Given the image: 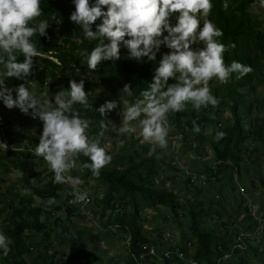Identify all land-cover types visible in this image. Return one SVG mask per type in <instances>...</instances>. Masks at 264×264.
Returning <instances> with one entry per match:
<instances>
[{
	"label": "trees",
	"instance_id": "trees-1",
	"mask_svg": "<svg viewBox=\"0 0 264 264\" xmlns=\"http://www.w3.org/2000/svg\"><path fill=\"white\" fill-rule=\"evenodd\" d=\"M257 2L259 0H229L228 10L224 11L221 7L222 0H212L213 11L209 18L223 30L224 35L219 39L229 46L224 54L225 63L230 64L236 60L253 68L242 79L233 77L229 83L220 84L212 92L215 97L222 99L221 104L230 111V122L223 121L219 111L211 114L212 106L197 111L188 105L185 111L169 114L168 117V124L175 129L180 141H184L186 151H195L198 156L201 155L200 149L206 147L211 151L214 161H220L214 169L209 166L198 173L189 169L187 171L194 173L192 176L204 175L206 184L235 175V187L238 191H246L243 187L238 189L242 180L243 163L253 161L258 164L257 154L260 153V148H264V115L261 118L253 116V111L257 109V84H264V20L253 10ZM41 7L44 15L38 20H47L50 27L47 29V37H40L38 34L32 37L43 55L34 58L33 75L28 77L27 86L36 83L40 87L39 92L44 90L47 99L51 100L61 86H69L70 79H76L77 82L84 80V90L89 93V103L94 108L105 101L119 102L122 98L131 102L140 91L148 87L158 61L137 63L130 60L127 50L122 48L119 61H104L91 72L87 68V58L80 56L79 52L84 49L90 52L95 42L84 40L79 26L70 22L69 16L75 10L72 0H41ZM202 23L203 20L201 26ZM232 44L235 45L234 48L231 47ZM163 51L167 49L162 48ZM17 58L23 61V56L19 53ZM159 58L158 54L157 60ZM74 65L80 68L79 72ZM95 82L105 89L106 96L97 94L98 85ZM21 83L25 81L14 77L6 81L9 88H15ZM126 83L132 86L133 97H125L121 92ZM210 83L214 84V81ZM222 92L224 95L221 98ZM13 96L15 98V92ZM121 107L117 109L121 111ZM12 110L36 130L26 133L23 128H17L13 134L21 145L11 146L9 132L6 130L9 125L5 116L7 107L0 101V135H5L4 142L8 145L7 149L0 145V232L12 241L7 257L0 250V264L103 263L102 256L98 255L100 236L93 231L92 226L76 222L86 218L97 219L107 238L125 240L127 252L123 264H137L136 258L143 247L156 243L154 234L146 231L145 226L148 224L150 211L162 215L160 207L165 208L176 223L181 218L189 221L191 256L197 264H219L225 255L239 253V250H230L234 239L227 237L229 230L226 224L220 230L207 225L221 215L212 200L207 203L202 196H196L192 200L182 199L168 188V184L175 183L180 171L185 186L198 195L202 194L206 184H194L191 175L185 173L186 168L179 171L174 159L167 163L165 156L144 155L148 151L147 146L140 145L133 135H118L121 117L116 112L109 113L111 123L104 135L113 139L119 137L123 144L112 156L111 163L101 170L98 179L92 176L90 170L80 171L79 164L90 161L83 155L79 157L78 167L69 172V175L79 176L84 181L78 187L79 190L88 192L89 199L87 202L76 203L71 194L72 186L55 183L54 174L47 172L46 168L39 170L40 163L44 160L36 157L34 150L42 133V122L21 113L19 109ZM75 110L80 112L81 118L89 121L88 134L97 136L102 119L100 114L79 105ZM243 117H247L249 121L246 122ZM194 120L201 128L199 134L193 132ZM209 126H215L217 133L224 132L226 135L223 138L206 137L204 132ZM113 128L117 133H112ZM164 167L175 175L167 177ZM13 171L19 173V179L2 190L4 176ZM261 172L264 174V168ZM90 181L94 182L91 191L87 189ZM260 182L263 186L264 181ZM98 189H102V193L98 194ZM231 191H234L232 186ZM243 210L242 224L245 223V226L242 225L241 228L250 229L252 218L247 213V208L243 207ZM162 264L185 263L173 258ZM226 264L240 263L231 261Z\"/></svg>",
	"mask_w": 264,
	"mask_h": 264
},
{
	"label": "clouds",
	"instance_id": "clouds-1",
	"mask_svg": "<svg viewBox=\"0 0 264 264\" xmlns=\"http://www.w3.org/2000/svg\"><path fill=\"white\" fill-rule=\"evenodd\" d=\"M72 2L75 10L69 16L70 22L79 26L84 40L95 42L90 52L87 49L79 52L80 56L87 58L89 71H95L104 61H119L122 48L127 50L130 60L137 63L158 61L148 87L131 102L122 98L119 102L105 101L94 108L89 103V93L84 90L85 81L77 82L76 79H70L67 88L61 86L53 99H42L26 85L28 77L33 75L34 58L43 55L32 37L37 34L47 37L50 27L47 20H38L44 15L41 0H0V101L9 110L19 109L42 122L35 156L46 162L54 174L55 183L72 186L74 202L81 203L89 199L88 192L78 187L84 181L79 176L67 174L78 167L81 155L90 162L79 164L80 171L90 170L97 179L101 170L111 163L112 156L107 146L101 145L100 139L108 131L111 111L123 105L117 113L121 117L119 133L131 137L139 128L142 142L166 149L169 114L183 112L188 105L197 111L217 107L219 100L212 94L210 81L215 79L227 84L233 77L242 79L253 68L236 60L225 63L224 54L229 46L219 39L224 35L223 30L209 18L213 11L212 0ZM261 3L264 5V0ZM221 7L227 11L229 0H222ZM162 48L167 51L162 52ZM17 53L23 56V61L17 58ZM74 67L80 71L79 67ZM13 77L25 83L9 88L6 81ZM121 92L125 97H133L130 84L126 83ZM77 105L94 110L102 117L97 136L88 134L89 121L81 118L80 112L75 110ZM200 131L194 120L193 132L199 134ZM225 135L224 132L217 133L219 138ZM3 146L7 149L6 144ZM245 202L241 197L244 208ZM11 242L0 232V250H3L4 257L10 251Z\"/></svg>",
	"mask_w": 264,
	"mask_h": 264
},
{
	"label": "rangeland",
	"instance_id": "rangeland-1",
	"mask_svg": "<svg viewBox=\"0 0 264 264\" xmlns=\"http://www.w3.org/2000/svg\"><path fill=\"white\" fill-rule=\"evenodd\" d=\"M260 2L261 0L254 4L253 10L261 15L264 20V7ZM213 81L214 84L209 83V87L211 88L212 92L217 86L221 84L218 80L214 79ZM95 83L98 85L97 94L106 96L107 93L105 89L99 83ZM28 87L30 91H32L38 97L47 99L45 91L43 90V92H39L40 87L36 83H31ZM223 95L224 92L220 94V97L222 98ZM255 98L257 100V109L253 111V116L261 118L264 114V84H257ZM217 99L219 100V104L217 107H212L211 114H213L215 111H219L220 118L223 121L229 123L231 120L230 111L221 104L222 99ZM113 111L116 113L120 112L118 109ZM5 116H7L9 120V125L6 127V130L9 132L8 138L12 142L11 146L14 144L21 145V142L18 140L16 135L13 134L17 128H23L26 133H32L36 130V128L31 123L22 119L12 109L9 110L7 108ZM243 119L248 121L247 117H243ZM168 126L169 136L168 147L166 149H160L155 145H149L142 142L141 138H139V128L137 129V133L133 134V137L134 139L139 140L140 145L147 146L148 151L144 155L155 154L159 157L165 156L167 163L174 159L179 171L182 170V168H186L194 173L203 171L206 169V167L214 164L215 161L210 150H208L206 147H203V150L200 149L201 155L198 156L195 154V151H186L184 141L181 142L179 135H177L175 132V129L169 124ZM246 127L247 126H245V128ZM112 133H117L115 128H113ZM119 134L121 133H118V135ZM204 135L208 138H217V128L215 126H209L205 130ZM4 136L5 135L3 134L0 135V145L2 148H4L3 144L7 145V143L4 142ZM122 144L123 141H121L119 137L115 139L110 138L107 135L101 137V145L107 146L108 152L111 156H113L121 148ZM193 146L195 147V143ZM260 150V153L257 154L259 158L258 164H254L253 161H247L243 163L242 180L241 184L238 185V189L243 187L246 190L243 192L248 197H250L251 201L255 204L256 213L252 217H255L256 219H252L253 223L250 229L243 230L241 228L242 225L243 227L245 226V223L242 224V221L244 220V206L241 203V197L239 195L240 192L235 187L237 185L235 175H233L232 178L226 176L224 180L212 181L210 184H206V187L204 190H202L201 195H198L195 191L189 190L185 186L184 180L181 177L182 171L177 174L178 177L176 178L175 183L168 184V188L176 192L182 199L187 198L192 200L196 196H202V198L207 200V203L211 200L213 201V204L219 209L221 215L219 219H216L215 217L213 220H211L207 224L209 227L215 230H220L224 226L223 224H226L228 230L231 229L234 232H243L248 234L247 239L243 243L235 239L233 244L230 245L231 252L233 250H239V253L227 255L219 264H226L227 262L231 261L240 264H264V185L262 186L260 182V180L264 181V174L261 172L264 168V148H260ZM43 168H46L47 172H51L45 161L40 163L39 170H42ZM67 175H69V173ZM165 175L171 178L175 174L174 172L165 168ZM19 176V173L15 171L7 176H4V182L1 184V189L5 190L8 184L17 182ZM93 185L94 182L90 181L87 189L91 191ZM231 186L234 188L233 192L231 191ZM100 193H102V189H98V194ZM62 196L64 198V195ZM47 203L49 202H46V204ZM245 203L247 204V202ZM161 213L162 215H154L152 213L148 214L149 216L148 224L146 225L147 229H145L146 231L152 232V235L154 233L156 234L157 232H171L173 234V240L176 243H182L186 240H191L192 237L189 229V221L187 219L181 218L180 221L176 223L170 217L164 218L166 216H170L167 210L161 209ZM76 222L81 225L83 224L92 226L93 231L100 236L101 247L98 255H101L103 258V263L101 264H123L124 260L126 259L127 252L125 240H118L112 237L107 238L97 219L89 220L86 218L84 221ZM238 246L240 248H237ZM70 264L78 263L73 262Z\"/></svg>",
	"mask_w": 264,
	"mask_h": 264
},
{
	"label": "built area",
	"instance_id": "built-area-1",
	"mask_svg": "<svg viewBox=\"0 0 264 264\" xmlns=\"http://www.w3.org/2000/svg\"><path fill=\"white\" fill-rule=\"evenodd\" d=\"M219 163L220 161H215L214 164L211 165V167L214 169V167ZM185 173L187 175H191L194 184H199V186H203L206 184L204 175H201L200 177L192 176L194 175V173H192L191 171H187V169H185ZM239 192L240 196L247 202V212L251 216H254L256 213L255 205L249 201L248 196L243 192V190H240ZM252 218L256 219L255 217ZM247 235V233L234 232L231 229L227 233V237L231 236L234 240L237 239L242 243L247 239ZM153 237L155 238L156 243H151L143 247V250L136 258L137 264H162L163 262H165V260H171L173 258H176L185 264H197V262L191 256L190 240H186L182 243H176L173 240V234L171 232L156 233L153 235ZM237 248L240 247L238 246ZM226 256L227 255H225L224 257Z\"/></svg>",
	"mask_w": 264,
	"mask_h": 264
},
{
	"label": "crops",
	"instance_id": "crops-1",
	"mask_svg": "<svg viewBox=\"0 0 264 264\" xmlns=\"http://www.w3.org/2000/svg\"><path fill=\"white\" fill-rule=\"evenodd\" d=\"M250 100V99H249ZM264 115V114H263ZM263 117V116H262ZM249 121V120H248ZM247 120H246V122H248ZM245 126H246V124H245ZM247 128V127H246ZM161 209H165V208H162V207H160V210ZM166 210V209H165ZM149 213H154V212H152V211H150ZM167 218V217H166Z\"/></svg>",
	"mask_w": 264,
	"mask_h": 264
}]
</instances>
